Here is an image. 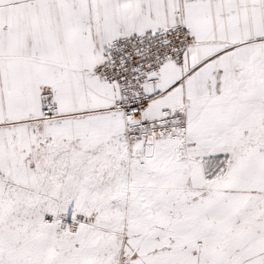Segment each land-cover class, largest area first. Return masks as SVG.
I'll return each instance as SVG.
<instances>
[{
  "label": "snow or ice",
  "instance_id": "1",
  "mask_svg": "<svg viewBox=\"0 0 264 264\" xmlns=\"http://www.w3.org/2000/svg\"><path fill=\"white\" fill-rule=\"evenodd\" d=\"M0 264H264V0H0Z\"/></svg>",
  "mask_w": 264,
  "mask_h": 264
}]
</instances>
